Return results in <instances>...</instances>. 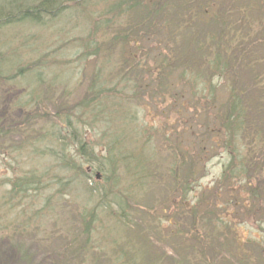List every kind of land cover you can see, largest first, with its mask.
I'll return each instance as SVG.
<instances>
[{"label": "trees", "instance_id": "obj_1", "mask_svg": "<svg viewBox=\"0 0 264 264\" xmlns=\"http://www.w3.org/2000/svg\"><path fill=\"white\" fill-rule=\"evenodd\" d=\"M91 1L95 0H0V27L25 22L41 24L61 17L66 10L84 15L89 23L81 57L95 58L90 85L78 104L58 110L57 124L43 134V139L63 142L67 138L75 145L77 158L59 157L61 168L72 172L73 178H90L94 169L104 171L106 187L89 188L90 193L96 190L104 197L108 196L106 191L118 197L116 189L123 181L129 182L124 186L130 197L132 191H143L153 183L162 189L165 200L151 207L152 219L165 212L164 206L180 199L175 212L191 218L193 234L200 240L197 229L210 213L214 214L217 198H234L227 204L236 208L240 194L247 195L243 208L251 205V199H255V205L260 200L264 203V124L259 117L264 111V14L252 21L249 14L257 6L240 0H98L104 4L103 9L93 19L87 7ZM255 1L264 10V0ZM260 47L262 54L258 53ZM112 50L120 53L117 62L110 56ZM3 60L0 52V77ZM33 68L18 67L6 79L24 76ZM244 72L249 73V86L238 89L233 83ZM110 79L116 83L104 82ZM251 94L256 95L255 101L248 100ZM146 95V102L157 111L161 124H139L137 110L138 106L148 107L146 102L140 104ZM37 114L34 106L26 108L21 125L46 118L45 114ZM171 120L175 127L168 132ZM87 126L97 140L84 139ZM15 131L17 128L4 127L0 122V141ZM182 136L185 141H178ZM26 145L14 151L21 154ZM51 150L46 152L56 157ZM220 154H225L227 160L209 190L214 197L212 205L202 208L198 201L183 208L182 200L204 176L209 161ZM162 158L166 163L157 169V160ZM82 162L92 168L84 170ZM47 175L29 172L14 182L9 180L12 187L8 196L46 189ZM121 212L120 217H124ZM159 219L156 225H160ZM110 220L114 225L109 227L117 228L119 222ZM221 221L216 220L214 229L227 231L229 227ZM96 222L94 208L81 219L86 236L81 254L105 258L106 264H159L140 258L135 261L141 256L138 249L135 256L131 252L135 246L119 247L112 240L109 244L113 246L105 248L101 237L91 242L88 236L95 231ZM102 222L100 219L101 233ZM177 235L182 237L181 233ZM239 240L235 243V258L243 257L240 250L245 248L241 244H250L260 251L258 256L264 261V239ZM123 241L129 245L127 239ZM199 253V261L195 259L192 264H214L202 250Z\"/></svg>", "mask_w": 264, "mask_h": 264}, {"label": "rangeland", "instance_id": "obj_2", "mask_svg": "<svg viewBox=\"0 0 264 264\" xmlns=\"http://www.w3.org/2000/svg\"><path fill=\"white\" fill-rule=\"evenodd\" d=\"M95 1L87 5L93 19L100 14L104 5ZM240 1L244 4L252 3V7L257 6L250 11L252 21L264 14L255 0ZM89 29L84 15H76L70 10L64 11L57 19H46L41 24L25 22L0 27V52L4 58L0 77V122L4 127L18 130L6 140L0 141V264H106L105 258L81 254L86 240L81 219L93 208L97 212V226L92 236H88L90 241L98 242L101 237L105 248L113 246L109 244L112 240L119 247L135 246V250L131 251L134 256L135 251L138 254L137 249L141 253L140 257H135V261L140 258L146 263L158 261L159 264H192L195 259L199 261V251L202 250L214 264H264L258 256L260 251L250 244H241L245 248L240 250H243L242 258L234 257L237 255V240L256 238L263 242L264 203L261 200L255 205V199H251V205L243 208L242 201L247 195L240 194L241 197L235 201L239 203L236 208L227 204L234 198H217L213 205L217 207L214 214L210 213L202 225H197L198 236H202L200 240L193 234L191 218L186 215L181 217L180 213L175 212V208L179 207L176 202L180 199H175L173 205L164 206L165 212L157 213L159 217L152 219L151 207L165 200L162 189L153 183H149L143 191H132L130 197L124 186H128L129 182L123 181V185L116 189L120 192L118 197L107 191L108 196L104 197L96 190L89 192V188L106 187L104 171L97 172L94 169L90 178H73L72 172L61 168L59 157L66 160L77 158L75 145L67 138L63 142L43 139V134L49 132L50 126L57 124L60 111L78 104L85 95V88L90 85V75L96 67L95 58L85 60L81 57L82 40L87 38ZM252 32L254 36L255 31ZM258 53H263L261 47ZM119 54L118 50H112L110 56L114 62H117ZM27 66L34 67L33 72L12 80L6 79L17 72L18 67ZM249 77V73H242L240 79L233 83L234 86L238 89H242V86L248 88ZM104 82L108 85L116 83L112 79ZM144 97L145 101H140V104L148 100V95ZM248 100L255 101L256 95L251 94ZM146 103L148 107L145 109L138 106L139 124H161L157 111L149 101ZM31 106L38 110L39 115L45 114L46 118L33 121L31 125H21L23 113ZM259 117L264 124V111ZM172 121L168 124V132H172L175 127ZM83 133L86 134V141L97 137L88 126ZM180 140L184 142L185 137H180ZM25 144L26 150L23 153L17 154L14 151ZM50 149L57 153L56 157L50 151L46 152ZM226 160V155L220 154L209 161L204 176L198 179L191 192L182 200L183 208L191 207L198 201L202 208L212 205L214 197L209 190L218 181ZM157 161V169L166 163L163 158ZM82 167L84 170L92 168L84 162ZM29 172L36 176L48 173V187L40 192L32 189L25 195L18 193L9 197L8 192L12 187L9 180L14 182L16 177ZM96 174L98 178H95ZM219 205L224 208H218ZM121 210L124 217H120ZM110 218L119 222V225H115L117 228L109 227L114 225V220ZM100 219L104 224L102 233ZM158 219L160 225L155 223ZM217 219L223 220L221 222L229 227L227 231L214 229L213 224ZM123 238L128 240L129 245H126ZM95 259L97 261L93 263Z\"/></svg>", "mask_w": 264, "mask_h": 264}, {"label": "water", "instance_id": "obj_3", "mask_svg": "<svg viewBox=\"0 0 264 264\" xmlns=\"http://www.w3.org/2000/svg\"><path fill=\"white\" fill-rule=\"evenodd\" d=\"M95 178H98V174L95 175Z\"/></svg>", "mask_w": 264, "mask_h": 264}]
</instances>
